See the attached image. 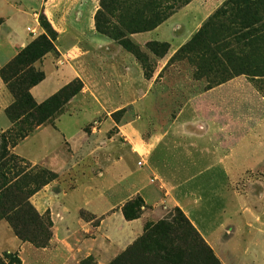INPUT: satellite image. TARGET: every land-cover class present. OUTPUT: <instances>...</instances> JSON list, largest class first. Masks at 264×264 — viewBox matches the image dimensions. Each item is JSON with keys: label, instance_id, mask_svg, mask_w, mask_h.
<instances>
[{"label": "rangeland", "instance_id": "obj_1", "mask_svg": "<svg viewBox=\"0 0 264 264\" xmlns=\"http://www.w3.org/2000/svg\"><path fill=\"white\" fill-rule=\"evenodd\" d=\"M149 1L162 18L152 30L142 29L150 16ZM229 1L0 0V40L17 35L11 30V15L1 5L26 16L20 27L27 42L22 44L20 38L12 42L18 53L46 33L40 23L46 16L57 33L47 63L64 83L58 87L59 81L49 76V66L45 69L48 54L35 64L48 76L34 92L31 89L36 103L63 95L52 101L44 125L17 143L7 142L9 151L24 161L19 164L24 170L9 165L11 174L0 185L4 189L8 181L18 179L13 191L32 194L28 204L52 219V238L46 248H37L20 239L7 218H0L1 256L15 254L19 264H227L179 208L148 206L140 196L133 197L129 201L136 205L134 220H142L135 232L122 212L128 200L104 214L91 207L124 189L128 150L135 136L139 144L168 128L187 101L198 99L207 107L208 90L242 77L237 95L249 101L245 87L250 83L264 104V76H253L264 73V40L258 42L253 31L259 25L251 13ZM126 8L127 15H120L119 10ZM116 17L123 18L122 24ZM9 57L8 49L3 50L0 62ZM1 80L0 144L14 128L6 114L14 96ZM259 112L263 115L264 106ZM32 124V120L17 124L13 134ZM23 171L32 177L26 179ZM44 172L51 176L40 177ZM45 179L48 183L42 185ZM163 221L178 230L177 239L167 236L172 239L169 244L158 226ZM26 226L29 238H43L38 220ZM177 244L186 247L183 256L174 250Z\"/></svg>", "mask_w": 264, "mask_h": 264}, {"label": "crops", "instance_id": "obj_2", "mask_svg": "<svg viewBox=\"0 0 264 264\" xmlns=\"http://www.w3.org/2000/svg\"><path fill=\"white\" fill-rule=\"evenodd\" d=\"M1 8L11 15L9 22L15 27L11 30L17 34L0 40V53L10 52L0 62L3 67L18 53L12 42L20 38L23 44L27 38L20 27L26 16L10 5ZM48 56L45 69L50 68ZM49 71L61 87L63 78L51 68ZM242 80L237 77L208 90L204 97L205 103L210 101L207 107L198 99L187 101L169 127L146 142L138 144L135 136L128 150L124 189L112 200L95 199L99 202L91 210L104 214L135 196L148 206L176 207L227 264H264V113L259 112L264 104L250 83L245 87L249 101L237 95ZM3 86L0 78V88ZM77 192L85 196L83 191ZM141 226L142 220L128 222L135 232Z\"/></svg>", "mask_w": 264, "mask_h": 264}, {"label": "trees", "instance_id": "obj_3", "mask_svg": "<svg viewBox=\"0 0 264 264\" xmlns=\"http://www.w3.org/2000/svg\"><path fill=\"white\" fill-rule=\"evenodd\" d=\"M229 2L234 6L236 3H238L240 9L244 13H251L255 17L254 22L255 24H258L259 27L255 28L253 31L257 33V41L263 42L264 0H230ZM147 5H149V8L151 9L149 13L150 16L144 20L146 26L142 29L152 30L161 23L162 18L158 17V13L154 11L153 1H149ZM119 13L120 15H127L128 8L120 9ZM111 17L114 19L115 15H111ZM116 19H118L119 24H122L121 21L123 18L116 17ZM40 23L41 26L45 28L46 33L40 35L25 48L21 49L17 56L7 65L0 67V76L14 96L13 104L6 111V114L14 128L8 132V135L2 137L0 144V185L4 184L11 174L10 170H8L9 165L15 164L18 166L19 170H24L19 165L20 163H24V161L9 151L7 142L12 140L14 143H17L19 140L26 138L35 128L44 125L48 120V114L52 101L59 99L63 95L60 93L52 100L37 104L31 94V89L40 84L45 79V73L43 71L37 70L35 64L43 60L47 54L55 50V41L57 39V33L54 29H52L50 22L45 15L41 16ZM111 26L116 27L117 25L111 23ZM131 26L132 23H130L128 28ZM249 27L250 26L247 25V28ZM247 30V33L249 34L250 31L249 29ZM201 33L202 32H200L199 35H201ZM262 49L263 47H260V50ZM253 76H264V73L262 74L260 71H257L255 74H253ZM70 87L71 85L65 88V90L69 89ZM29 120L33 121L31 128L28 130L21 129L17 134H13V130L17 124H22ZM25 165L26 166H24V168L28 169V165ZM25 171L23 172L25 173ZM47 176H51V173L44 172L43 176L40 177L45 178ZM24 177L26 179H30L32 176H29L27 173H25ZM15 181L17 182L18 179ZM8 182L7 188H0V218H7L12 224L16 235L24 242H31L37 248H46L52 238L51 229L53 227V222L51 217L47 215H40L36 210L33 209L32 206L28 204V199L32 195L31 193L21 190L13 191L16 182H13L12 184L11 181ZM42 182V185L48 183L46 179ZM135 208L136 205L133 204V201H129L123 206L122 212L128 221L136 219L134 216ZM178 210L180 211V209ZM33 220H38L41 225H43L41 229L43 232L42 239L40 238L36 240L35 238L31 239L28 237L29 229L27 228L26 224L28 221ZM186 220L191 222L187 217ZM158 226L161 228V233L163 236L167 237L174 234L172 239H177L176 233L178 230L170 229L171 227L168 222L163 221ZM158 226H155L153 230ZM195 232L197 233L196 230ZM172 239L169 238L167 240L168 244L171 243L170 241H172ZM185 249V246L177 244L174 250H178L180 256H183ZM19 263L20 259L15 254L5 253L2 256L0 255V264ZM217 263L220 264L219 261H217ZM82 264H87V262L82 261Z\"/></svg>", "mask_w": 264, "mask_h": 264}]
</instances>
